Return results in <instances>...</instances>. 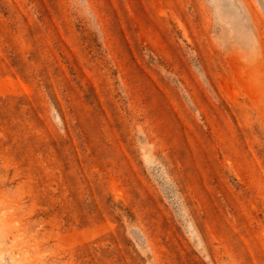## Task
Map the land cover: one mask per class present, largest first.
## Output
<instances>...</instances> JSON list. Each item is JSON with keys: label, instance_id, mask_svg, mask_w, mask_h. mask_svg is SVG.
<instances>
[{"label": "rangeland", "instance_id": "374dc122", "mask_svg": "<svg viewBox=\"0 0 264 264\" xmlns=\"http://www.w3.org/2000/svg\"><path fill=\"white\" fill-rule=\"evenodd\" d=\"M0 264H264V0H0Z\"/></svg>", "mask_w": 264, "mask_h": 264}]
</instances>
